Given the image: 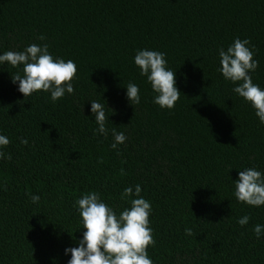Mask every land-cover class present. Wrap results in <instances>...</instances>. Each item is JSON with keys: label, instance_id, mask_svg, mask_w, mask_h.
Listing matches in <instances>:
<instances>
[{"label": "trees", "instance_id": "trees-1", "mask_svg": "<svg viewBox=\"0 0 264 264\" xmlns=\"http://www.w3.org/2000/svg\"><path fill=\"white\" fill-rule=\"evenodd\" d=\"M236 38L250 40L259 66L249 75L264 90V0H0V54L47 44L77 66L74 92L52 102L18 91L11 76L22 65H0V135L10 141L0 150L12 156L0 159V264H68L65 249L84 232L76 201L94 191L119 215L130 208L121 193L136 185L152 205L153 264H264V230L253 231L264 205L234 196L240 171L264 175V125L218 71L219 50ZM144 49L165 53L175 72L172 109L153 103L134 63ZM91 101L104 105L106 138ZM113 128L127 137L119 153Z\"/></svg>", "mask_w": 264, "mask_h": 264}, {"label": "clouds", "instance_id": "clouds-1", "mask_svg": "<svg viewBox=\"0 0 264 264\" xmlns=\"http://www.w3.org/2000/svg\"><path fill=\"white\" fill-rule=\"evenodd\" d=\"M38 39L44 40L43 35ZM250 40L236 38L227 50H219L220 65L218 69L226 81L235 86L232 91L243 98L255 110V115L264 125V90L253 83L250 72H255L259 62L255 60L254 51L248 47ZM10 65L14 68L23 66L22 75L18 71L11 76L12 82H19L18 91L29 97L35 92H49L52 102L64 97L65 93L74 92L73 80L76 78L77 66L72 60L54 58L49 53V46L32 44L23 51H6L0 54V65ZM134 63L140 70V75L147 78L156 95L153 103L161 109H172L180 98L181 92L176 87L175 72L167 69L165 53L155 50H139ZM127 98L132 105L140 103V89L134 83L126 86ZM91 112L98 125L96 133L108 135L105 122L108 119L104 105L91 101ZM114 142L112 149L119 153L118 145L123 144L127 137L123 132L112 130ZM10 143L9 139L0 135V149ZM27 145L26 139L21 140ZM0 159L11 160V154L5 157L0 150ZM103 162L102 160L100 161ZM124 175V170L121 169ZM234 196L238 202L253 207L264 205V175L255 168H246L239 172V178L234 182ZM141 187L136 185L126 187L121 193V199L130 202V208H125L116 214L114 209L101 201L100 194L89 192L79 198L74 207L78 209L84 229L83 238L78 247L65 249V254L71 253L68 264H153L149 258L148 248L155 245L153 230L150 227L151 203L140 196ZM33 203H38L40 197L32 195ZM250 217L245 215L238 219L241 226L247 225ZM264 225H255L253 231L260 238ZM186 235H192L191 229H185Z\"/></svg>", "mask_w": 264, "mask_h": 264}]
</instances>
